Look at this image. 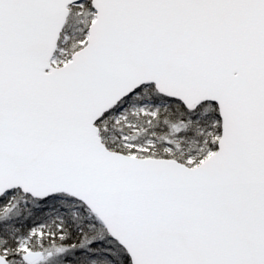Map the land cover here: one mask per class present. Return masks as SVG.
Segmentation results:
<instances>
[{
    "label": "snow or ice",
    "instance_id": "1",
    "mask_svg": "<svg viewBox=\"0 0 264 264\" xmlns=\"http://www.w3.org/2000/svg\"><path fill=\"white\" fill-rule=\"evenodd\" d=\"M0 264H264V0H0Z\"/></svg>",
    "mask_w": 264,
    "mask_h": 264
}]
</instances>
